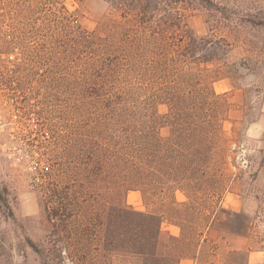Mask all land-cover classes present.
<instances>
[{
  "label": "trees",
  "instance_id": "16d2710c",
  "mask_svg": "<svg viewBox=\"0 0 264 264\" xmlns=\"http://www.w3.org/2000/svg\"><path fill=\"white\" fill-rule=\"evenodd\" d=\"M103 1L91 30L62 0L18 3L21 108L45 121L51 138L48 165L35 168L47 230L34 250L42 264H180L195 258L224 209L235 125L247 128L251 113L234 88L213 87L228 77L227 39L187 26L204 0ZM130 190L163 209L136 210Z\"/></svg>",
  "mask_w": 264,
  "mask_h": 264
},
{
  "label": "rangeland",
  "instance_id": "374dc122",
  "mask_svg": "<svg viewBox=\"0 0 264 264\" xmlns=\"http://www.w3.org/2000/svg\"><path fill=\"white\" fill-rule=\"evenodd\" d=\"M62 2L90 30L106 10L103 0ZM18 3L0 0V264H42L33 246L47 230L35 168L48 165L51 152L46 145L51 138L45 121L39 125L35 114L24 115L21 108ZM188 14L187 26L197 34L213 33L227 39L222 65L228 77L215 81L213 87L216 92L234 88L253 120L247 128L244 123L235 125L239 146L232 154L234 165L229 164L234 183L224 192L220 202L224 209L203 234L205 240H200L195 258L197 264H233L244 258L248 264H264V0H204ZM40 79L38 74L28 82L31 86ZM33 87L34 91L48 89L38 84ZM157 109L167 111L165 104ZM231 127L225 122L224 128L232 134ZM175 197L178 208L186 209L184 193L176 190ZM126 202L145 212L163 209L150 198L143 200L136 190L128 191ZM161 226L172 234L180 231L166 220Z\"/></svg>",
  "mask_w": 264,
  "mask_h": 264
},
{
  "label": "crops",
  "instance_id": "0c3cea01",
  "mask_svg": "<svg viewBox=\"0 0 264 264\" xmlns=\"http://www.w3.org/2000/svg\"><path fill=\"white\" fill-rule=\"evenodd\" d=\"M179 232V229H177V232H175V234H177ZM180 264H197V259L195 258H189V259H183L181 260Z\"/></svg>",
  "mask_w": 264,
  "mask_h": 264
}]
</instances>
